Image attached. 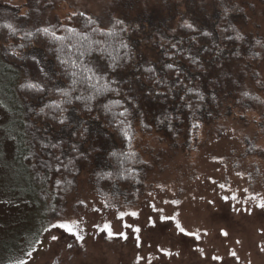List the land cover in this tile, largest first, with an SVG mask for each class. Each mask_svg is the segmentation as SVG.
<instances>
[{
    "label": "trees",
    "instance_id": "16d2710c",
    "mask_svg": "<svg viewBox=\"0 0 264 264\" xmlns=\"http://www.w3.org/2000/svg\"><path fill=\"white\" fill-rule=\"evenodd\" d=\"M137 2L135 10L123 8L118 14L122 25L114 26L112 21L103 27L89 14L77 11L48 27V4L41 0H26L29 10L25 14L10 0H0L2 58L16 70L31 65L35 71L47 72L53 82L42 92L23 87L26 81L16 84L24 113L20 126L25 132L18 162L39 209L35 241L21 237L25 250L39 237L47 202L60 208L67 199L64 186L87 162L91 164L93 155L97 163L92 174L100 188L110 198L119 191L133 200L145 170L136 149L139 131H160L172 148L185 147L200 139L207 118L244 116L264 107L253 90L254 82L260 84L253 67L264 58V44L252 32L243 31L248 13L241 3ZM89 76L92 79H86ZM71 114L80 121L75 149L65 138L74 126ZM62 118H66L63 125L59 123ZM259 122L264 135V114ZM91 123L106 131L113 143L99 156L92 146H84ZM182 133L184 143L178 141ZM18 250L22 252L21 246Z\"/></svg>",
    "mask_w": 264,
    "mask_h": 264
},
{
    "label": "rangeland",
    "instance_id": "374dc122",
    "mask_svg": "<svg viewBox=\"0 0 264 264\" xmlns=\"http://www.w3.org/2000/svg\"><path fill=\"white\" fill-rule=\"evenodd\" d=\"M137 1L41 0L48 4L51 17L48 27L77 11L89 14L101 26L108 27L123 8L135 10ZM140 1L145 4L157 0ZM163 1L170 5V0ZM237 1L248 13L243 31L252 32L264 44V0ZM10 3L18 6L23 14L29 10L26 0H10ZM192 5L190 1L189 6ZM11 67L0 53V264H14L22 252L25 255L21 259H27L28 264H264V251H261L264 209L249 199L253 195L264 198V135L259 122L264 107L244 116L214 121L207 118L200 139L185 147L172 148L168 139L162 140L164 135L160 131H139L136 149L145 170L140 173L133 200H127L119 191L110 198L100 188L96 174H92L97 156L90 153L91 164L87 162L78 176L64 186L67 199L60 208H52L51 200L47 202L48 207L41 212L43 225L39 237L32 248L25 250L21 237L27 235L29 243L35 241L32 237L39 209L18 162L25 132L20 126L24 124V113L18 104L22 98L16 84L26 81L49 87L53 82L49 73L35 71L31 65L24 70ZM253 72L260 79V84L254 82L253 90L264 102V58L253 67ZM69 118L74 126L65 132V138L75 149L78 144L73 132L76 133L80 121L74 114ZM178 141L184 143L183 133ZM84 146H92L90 149L96 150L99 156L106 148L111 149L113 143L106 131L91 123ZM225 196L227 201L223 199ZM153 205L163 212L154 211ZM131 212L138 216L125 215L123 220L119 219L120 213ZM162 215L176 216L187 231L198 233L199 239L178 233L173 221L159 219ZM149 217L156 222L155 227L149 223ZM64 218L79 220L78 231L84 236L83 241L62 230L45 231ZM106 222L111 224L114 233L124 232L127 239L118 235L110 239L106 232H100L96 225L102 227ZM125 224L140 227V233H134ZM222 230L228 235L224 236ZM52 234H60V239L52 241ZM68 244L72 247L68 248ZM20 246L22 252L18 250ZM161 249L171 255H165ZM198 249H203V255ZM28 252L33 253L31 258L27 257ZM232 252L236 253L235 257ZM213 256L221 259L213 260Z\"/></svg>",
    "mask_w": 264,
    "mask_h": 264
},
{
    "label": "snow or ice",
    "instance_id": "6c2138e0",
    "mask_svg": "<svg viewBox=\"0 0 264 264\" xmlns=\"http://www.w3.org/2000/svg\"><path fill=\"white\" fill-rule=\"evenodd\" d=\"M113 23H114V26H116V25H122L123 24V21L120 20V19H118V18H114ZM185 26L188 27V28H193V25L192 24H186ZM8 27L11 28L12 26L11 25H8ZM43 31L45 33H47L48 32V29L45 28V29H43ZM69 31L75 32V29H69ZM124 47H127V45H124ZM167 67L168 68H172L173 65L172 64H168ZM88 71H91V70H88ZM72 75L75 76L76 74L75 73H72ZM86 79L90 80V79H92V77L89 76V77H86ZM23 87H25L27 89H34V90L41 91V92L44 91V88H43L42 85H40L38 83H34V82H28V83L24 84ZM64 95L67 96V95H69V93L65 92ZM77 98L79 99V97H77ZM55 107L59 108L60 105L57 104V105H55ZM61 111H63V109H61ZM121 115H124V113H121ZM65 120H66V118H62V119L59 120V123L63 125V124H65ZM84 131H87V130L85 129ZM73 135H75V132H73ZM81 135H83V133H81ZM125 136H126V138L129 141L131 140V137L128 136L127 132H125ZM45 147H48V145H45ZM51 147H56V145H51ZM73 147H75V145ZM220 187L223 188L224 185H220ZM223 199L225 201H227L228 200V197L225 196ZM232 199H236V197L233 196ZM249 199L251 201L256 202V207H258L260 209H264V198H258L257 196L253 195V196L249 197ZM166 203H167V201H166ZM172 203H177L178 204L179 201H173ZM152 207H153V210L154 211L163 212V209H156L154 205ZM236 211H239V209H236ZM246 211H248L249 214H250V211L251 210L248 209ZM125 215H131L132 217H137L138 216V213H136V212L120 213L119 219L123 220V218H124ZM159 219L161 221L171 220V221L174 222L175 228L178 231V233L183 234L185 236H195L196 239H199L198 233H194V232L187 231L181 225L180 221L178 219H176V216H163L162 215V216L159 217ZM149 223L151 224V226L155 227L156 222L154 220H152L151 217H149ZM96 227L99 229L100 232H106L107 235H108V238H110V239L113 236H115V235H118V236L122 237L123 239H127V235L124 232L114 233L112 231V226H111L110 223H107L106 222V223L103 224L102 227L100 225H96ZM124 227L131 228L134 233H140V231H141L140 227H133V225H131V224H125ZM79 228H80V222H79V220L72 219V218H64V219L59 220L58 222L52 223L51 224V227L50 228H46L45 231L51 232L52 229L62 230L63 233H67V234L75 237L76 240L83 241L84 240V236L80 234V231H78ZM222 234L224 236H227L228 235V233L227 232H224L223 230H222ZM50 239L52 241H58L60 239V234H52L51 237H50ZM136 240H137V247H139L140 246V244H139V241H140L139 235L136 236ZM237 243H239V241H237ZM67 247L68 248H71L72 247V244H68ZM34 251H35V249H34ZM161 251H163L165 255H171V253H169L167 250L161 249ZM198 251H200L201 254L203 255V249H198ZM261 251H264V247L261 248ZM26 255H27V257L31 258L32 255H33V253L32 252H28ZM231 255L235 257L236 256V253L235 252H232ZM212 259L213 260H220L221 257H219V256H213ZM14 264H28V260L27 259H18V260H16L14 262Z\"/></svg>",
    "mask_w": 264,
    "mask_h": 264
}]
</instances>
